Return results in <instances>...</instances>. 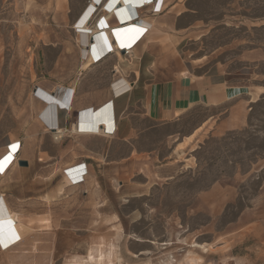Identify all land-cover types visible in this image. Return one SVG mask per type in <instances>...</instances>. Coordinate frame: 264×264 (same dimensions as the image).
Masks as SVG:
<instances>
[{
    "label": "rangeland",
    "instance_id": "obj_1",
    "mask_svg": "<svg viewBox=\"0 0 264 264\" xmlns=\"http://www.w3.org/2000/svg\"><path fill=\"white\" fill-rule=\"evenodd\" d=\"M89 1L0 0V139L30 122L40 80L74 71L70 28ZM162 12L173 40L163 54L181 65L204 58L199 66L236 74L251 95L246 125L221 135L206 129L186 147L208 109L149 131L138 115L135 139L103 142L111 158L133 147L151 153L135 171L152 188L117 211L122 232L94 220L75 226L77 246L91 249L75 264H264V0H167ZM84 217L76 212L77 223Z\"/></svg>",
    "mask_w": 264,
    "mask_h": 264
},
{
    "label": "crops",
    "instance_id": "obj_2",
    "mask_svg": "<svg viewBox=\"0 0 264 264\" xmlns=\"http://www.w3.org/2000/svg\"><path fill=\"white\" fill-rule=\"evenodd\" d=\"M165 1H160L161 10L166 7ZM135 9L138 8L132 6L130 10ZM106 12L110 16H106L107 25L102 27L99 20ZM152 12V7L137 11V19L133 20L137 23L121 25L115 14L99 10L91 20V27L97 30L88 34L89 53L95 55L98 49L111 52L97 63L86 60L71 26L74 71H69L67 78L60 76L59 71L53 72L51 80H40L35 86L53 95L62 93L59 88H66L71 93V112L58 110L55 127L49 129L43 114L40 115L43 97L33 91L32 99L37 105L32 108L30 122L18 134L9 133L0 139V201L3 204L0 212L10 211L15 221L8 225L6 219H1L5 221L4 232L11 226L15 232L11 230L0 236V264H75L76 260L85 261L91 250L81 244L77 246L75 226L88 227L94 220L97 224H116L122 232L117 211L126 199H140L151 192L149 178L144 174L141 182L142 171H135L147 163L151 153L139 152L133 147L129 155L111 158L102 143L112 140L129 143L135 139L139 133L134 125L136 116L152 125L149 131L156 126L176 124L197 108L208 109L209 115L184 138L186 142L192 140L186 147L196 142L206 129L221 135L246 125L251 95L240 78L217 66L207 69L199 66L204 58L181 65L171 55L163 54V46L173 42L171 30L164 28L168 17L160 16L162 11ZM177 12L180 15L179 7ZM143 22L150 27L141 26ZM92 44H95L93 49ZM120 49H131L130 56L123 57ZM117 53L123 57L122 61L116 59ZM56 66H62L61 59ZM119 81H124L129 88L117 95L113 85ZM108 102L112 104L113 135H84L79 128L74 132L79 112ZM57 130L61 132L59 135H55ZM10 136L14 139H9ZM189 137L191 140L187 141ZM183 144L179 143L177 148ZM17 147L15 160L1 170L8 153H14ZM19 162H26L27 166H19ZM83 165L87 173L84 181L73 184L68 172ZM77 211L88 212L89 217L77 223ZM131 215L134 224L139 214L133 210ZM82 239L84 242V238H79V243Z\"/></svg>",
    "mask_w": 264,
    "mask_h": 264
},
{
    "label": "bare ground",
    "instance_id": "obj_3",
    "mask_svg": "<svg viewBox=\"0 0 264 264\" xmlns=\"http://www.w3.org/2000/svg\"><path fill=\"white\" fill-rule=\"evenodd\" d=\"M143 1L145 2L147 0H143ZM144 2H142V0L139 2H137V0L136 1L135 0H90L89 3L85 6L83 11L81 12V14L78 16L77 20L74 23V26L72 27L76 31L77 42H79V44L82 45L81 46L82 54H86L87 56L86 60L93 62V59L98 57L100 58L98 62H100L101 60L106 58L111 52L110 49H107V50L98 49L95 55L91 51L89 53V48H88L89 47V40H88L89 35L95 33L97 30V27L95 28L91 27V20L94 18V15L98 10L100 9V11L101 10L105 11L106 9L109 12V14H115L114 16H117L120 19L119 22L121 23V25H126V24H131L134 22L137 23V21H133L137 19V16H138L137 11L140 13L144 9H148L149 7L154 8L156 6L155 3L149 6L143 5ZM128 4H129V7L127 6L128 8H126V5ZM132 6H136L138 9L130 10L132 9ZM107 15L108 14L106 12L102 20H99L100 25L102 27L103 26L106 27L107 25L106 19H105ZM140 25L146 29L150 27L147 24V22L140 23ZM92 43H95L94 39L92 40ZM94 45L92 44L91 49H93ZM124 50L126 49H123V51ZM104 51H106L107 53L106 52L104 53ZM129 53H131V49H129ZM117 54L119 57V61H122L123 57L119 53ZM128 88H129V85L126 84L124 81H119L113 85L114 92L117 95L122 94ZM37 89H38V93L40 94L39 96L43 97V101L41 102L43 103V108L41 111L43 114L42 117L46 125L49 127V129L50 128L52 129L55 127L54 121L56 117V112L58 110H60L61 108H63V110L64 111L66 110L67 112H70L72 110V106H70V103L72 101L71 93L67 92L66 88H63V87L59 88V90L62 91V93L60 94L55 93L54 95L41 88H37ZM56 90L55 92H57ZM252 101H254V98L252 99ZM78 128L80 129L82 133H84V135H92V136H103L106 134V132L108 133L111 132L114 128L113 120H112L111 102L101 105L100 107L96 109L88 108L87 110H83L79 112L78 118L75 122V128H74L75 133H77ZM60 133L61 132L59 130L55 131V135L56 134L59 135ZM190 140H191V137H189L187 141H190ZM14 153H11V152L8 153V159H6L1 164V170H4V168L8 166V163L11 164L15 160ZM1 201H0V210L1 209L3 210V204ZM1 219H6L8 222L7 223L8 225L9 223L11 224L15 223V221L10 215V211H8V214L6 212H3V214L0 212V236H3L2 234L8 233L11 230L15 232V228L13 226H11L9 231L4 232V227L2 223L5 221H2ZM114 240H116V238Z\"/></svg>",
    "mask_w": 264,
    "mask_h": 264
},
{
    "label": "built area",
    "instance_id": "obj_4",
    "mask_svg": "<svg viewBox=\"0 0 264 264\" xmlns=\"http://www.w3.org/2000/svg\"><path fill=\"white\" fill-rule=\"evenodd\" d=\"M160 1L161 0H147V1H145L144 3H143V5H152V4H156V6L153 8V14H159L162 10L160 9V6H159V4H160ZM136 20V19H135ZM106 51H104V53H105ZM119 52L122 54V56H124V57H129L130 56V53H129V49H126V50H124L123 51V49H120L119 50ZM107 53V52H106ZM99 59L100 58H94L93 59V63H97L98 61H99ZM38 91V89H36L35 90V92H34V94L36 95V92ZM114 98H116V97H114ZM114 129L110 132V133H106V135L107 136H111V135H113L114 134ZM17 153H18V148H17V150L15 151V153H14V157L16 158V156H17ZM68 174H69V177H70V179H71V182L73 183V184H80V183H82L83 181H84V177L86 176V169H85V167H84V165L83 166H78V167H76V168H74V169H72V170H70L69 172H68Z\"/></svg>",
    "mask_w": 264,
    "mask_h": 264
},
{
    "label": "water",
    "instance_id": "obj_5",
    "mask_svg": "<svg viewBox=\"0 0 264 264\" xmlns=\"http://www.w3.org/2000/svg\"><path fill=\"white\" fill-rule=\"evenodd\" d=\"M19 166L25 167V166H27V163L26 162H19Z\"/></svg>",
    "mask_w": 264,
    "mask_h": 264
},
{
    "label": "trees",
    "instance_id": "obj_6",
    "mask_svg": "<svg viewBox=\"0 0 264 264\" xmlns=\"http://www.w3.org/2000/svg\"><path fill=\"white\" fill-rule=\"evenodd\" d=\"M264 98V97H263Z\"/></svg>",
    "mask_w": 264,
    "mask_h": 264
}]
</instances>
